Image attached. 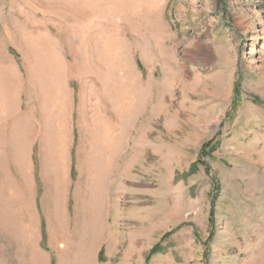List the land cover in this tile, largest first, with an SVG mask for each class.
<instances>
[{"label": "rangeland", "instance_id": "obj_1", "mask_svg": "<svg viewBox=\"0 0 264 264\" xmlns=\"http://www.w3.org/2000/svg\"><path fill=\"white\" fill-rule=\"evenodd\" d=\"M68 84L89 148L117 104L125 134L140 111L150 150L110 221L101 177L61 207ZM46 244L58 264H264V0H0V264H46Z\"/></svg>", "mask_w": 264, "mask_h": 264}, {"label": "crops", "instance_id": "obj_2", "mask_svg": "<svg viewBox=\"0 0 264 264\" xmlns=\"http://www.w3.org/2000/svg\"><path fill=\"white\" fill-rule=\"evenodd\" d=\"M69 83V80H68ZM69 91L71 92V97L73 99L72 106L69 107V115H68V132L70 134V141L66 145V148L61 146L60 157L58 158V171L60 170V175L65 176V184L63 187V191L65 192L64 197L61 200V207L66 212L67 217H70V213H73V201H74V190H72L71 184L73 185V181H75V185L79 182V176H90L91 178H98L103 181L100 186V199L102 201V205L105 209V220L110 221L113 219V209L117 207L119 199H121L124 188L129 184H124L125 179L128 181V172L131 171L134 173V168L137 166H132L128 168V176L125 178L124 175V165L130 157L132 158L134 155L139 154L140 152L145 153V150L149 151L150 149L143 148L141 150L140 147H136L133 140L134 133L140 126V111L137 108V115L133 117V122L130 129L127 133H124V113H123V103H121V107L117 104L116 113H115V124L111 121L113 117L110 116V121L108 119H103V121L99 125L94 124V130L91 131L90 136L91 139L95 141V144L92 148H89L87 145L78 143L81 142L80 136L78 133V127L82 126L83 122L77 121L76 114L77 109H75L76 101L78 94L75 90L71 89V86L68 84ZM99 97L101 99L112 97L111 91H101L99 92ZM119 97V96H117ZM123 97V96H122ZM75 102V105H74ZM79 105L83 106V103H79ZM100 114L101 116L108 117L109 113H107L106 107L100 106ZM82 110V109H81ZM136 110H132L133 113ZM107 113V114H106ZM86 128V127H84ZM38 152V150H37ZM62 152V153H61ZM30 156V165L32 166V174L37 172L41 177L42 182V192L39 193V226H38V234L39 241L38 245L40 247L41 242L43 241L41 231V214H43V218L46 220V213L44 206H42L43 201V191L45 187V182L43 175L41 173L40 163L35 162L33 157V145L31 146ZM12 154V153H11ZM12 167L15 172L23 177L22 172L19 167L14 164L12 161ZM36 169V170H35ZM76 169L78 170V174H76ZM85 172V174H84ZM34 175V174H33ZM79 175V176H78ZM130 183V182H129ZM136 184V183H133ZM133 186V185H132ZM71 188V189H70ZM53 193V192H52ZM37 188L35 189L34 201L37 199ZM66 198V199H65ZM37 211V204L35 206ZM41 210V212H40ZM106 221V224H111L112 222ZM77 223V220L75 224ZM47 234V232H46ZM42 237V240H41ZM41 254L44 258H46V264H58L57 263V255L54 252V248L49 246L46 249H41ZM98 262H103L102 259V249L98 254ZM89 264V262L87 263Z\"/></svg>", "mask_w": 264, "mask_h": 264}, {"label": "trees", "instance_id": "obj_3", "mask_svg": "<svg viewBox=\"0 0 264 264\" xmlns=\"http://www.w3.org/2000/svg\"><path fill=\"white\" fill-rule=\"evenodd\" d=\"M194 168V167H193ZM208 170H209V168H208ZM160 251V249H154V251H153V253H158Z\"/></svg>", "mask_w": 264, "mask_h": 264}]
</instances>
